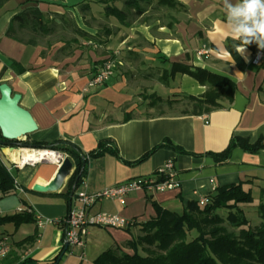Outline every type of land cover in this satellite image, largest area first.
Instances as JSON below:
<instances>
[{
  "label": "crops",
  "instance_id": "1",
  "mask_svg": "<svg viewBox=\"0 0 264 264\" xmlns=\"http://www.w3.org/2000/svg\"><path fill=\"white\" fill-rule=\"evenodd\" d=\"M24 1L10 0L0 9V84L6 83L21 96L20 106L37 124V131L20 142L43 146L69 142L83 155L96 150L100 142H108L118 157L106 153L86 160L73 196H67L69 179L57 193L33 190L36 184H48L58 166L43 162L17 167L0 145V164L14 180L13 192L0 193V218L27 213L33 219L16 228L0 226V238L11 248L0 264H93L110 249L130 252L128 243L142 235L141 226L136 231V225L155 216L153 204L180 212L231 184L250 190L254 204L264 203V149L248 153L236 148L223 165L208 155L222 152L234 136L250 143L264 139V95L259 91L263 72L252 63L258 53L264 55V49L257 48L253 54L238 47L247 66L244 71L237 68L225 42L238 39L230 36L232 26L222 0H174L176 6L171 9L157 0H137L134 5L128 0H30L27 6L40 10L53 34L68 35L56 40H49L52 35L35 36L34 46L6 36ZM107 6L122 11L123 17L106 15ZM137 8L140 14L135 13ZM202 49L207 54L197 56ZM113 55L117 64L111 79L88 88L96 68ZM161 57L233 81L236 92L230 106L203 115L181 110L187 102L180 96L201 97L206 88L187 75L162 81L170 63ZM152 94L161 99L155 105ZM126 115L130 118L124 121ZM165 141L183 153L161 148L138 162ZM167 162L173 163L177 189L134 192L125 197L124 205L103 199L88 209L90 214L135 219L134 227L89 226L84 258H79L80 250L61 255L64 231L60 222L74 206L77 193L95 194L133 179L155 177ZM26 238L29 241L23 243Z\"/></svg>",
  "mask_w": 264,
  "mask_h": 264
},
{
  "label": "trees",
  "instance_id": "2",
  "mask_svg": "<svg viewBox=\"0 0 264 264\" xmlns=\"http://www.w3.org/2000/svg\"><path fill=\"white\" fill-rule=\"evenodd\" d=\"M10 0H0V9ZM158 4L174 8V0H157ZM137 0H128L135 4ZM30 0H25L22 8L12 17L6 36L26 45L34 46L35 36H50L53 28L44 22V16L36 6H27ZM140 14V10L135 9ZM105 13L118 19L123 12L107 6ZM20 34L26 35L24 39ZM226 50L231 55L237 68L244 71L246 63L239 55L237 48L245 47L251 53L257 51L255 43L244 45L241 40L225 42ZM169 62L167 58L161 57ZM170 63V62H169ZM263 72L262 86L259 91L264 95V59L259 65ZM175 75H187L200 86L206 88L201 97L188 95L180 96L191 106V114H209L217 109H227L232 103L236 92V84L230 79L213 74L203 68L181 63H170L169 69L162 72L161 80L167 81ZM152 104L161 99L155 94L150 95ZM172 105L174 101H167ZM130 115L124 117L127 121ZM7 143L0 139V145ZM21 147H32L38 150H49L66 155L74 166V171L67 182V196L79 177L77 186L84 174L86 160L98 158L108 153L118 157L117 151L108 142H100L93 152L83 155L73 144L64 141L48 145L19 142ZM170 148L183 153L167 141L153 148L138 162L143 161L154 151ZM239 148L248 153L264 149V139L259 138L255 143L247 139L232 137L227 147L218 154H208L216 164H226L231 152ZM14 190V180L0 164V193L7 195ZM208 203L201 206L198 202L189 203L182 211L174 212L162 209L153 204L155 216L140 224L142 235L128 243L130 252H122L118 248L110 249L100 254L93 264H264V203L254 204L250 190L241 184H231L217 188L207 197ZM256 212L260 223L250 226L246 213ZM219 212H225L222 217ZM32 217L27 213L15 214L0 218V226L12 224L15 228L31 222ZM33 220V219H32ZM29 238L23 240V243ZM20 244V243H19ZM67 251L63 249L61 255ZM9 255V254H8ZM6 258V257H5ZM24 262L23 264H28ZM51 264H55L54 262Z\"/></svg>",
  "mask_w": 264,
  "mask_h": 264
},
{
  "label": "built area",
  "instance_id": "3",
  "mask_svg": "<svg viewBox=\"0 0 264 264\" xmlns=\"http://www.w3.org/2000/svg\"><path fill=\"white\" fill-rule=\"evenodd\" d=\"M206 54L207 52L203 49L197 52V56ZM263 59L264 55L258 53L252 60V63L259 66ZM116 64L117 60L115 55L101 62L88 82V88L98 87L108 82L113 76ZM18 150L21 151L22 148H19ZM29 150L34 151L38 149L33 148ZM37 163L29 162L22 165L13 163V165L17 167L23 165L33 166ZM178 187L179 182L176 180V172L173 163L167 162L158 168L155 177L133 179L120 185L106 188L95 194H87L86 192L77 193L74 196V206L69 208L65 218L60 222L64 231V245L67 244V250H70L71 252H73V250H80L82 252L85 245L84 237L86 236V228L89 226L124 230L136 225L135 219H127L115 214H90L88 209L95 202L109 199L119 202L120 205H124L125 197L131 193H161L177 189ZM198 203L203 206L208 203V199L201 198L198 200ZM39 224H41V222H39ZM10 250V245L0 238V260L4 259L10 253ZM79 258H84L83 252L79 254Z\"/></svg>",
  "mask_w": 264,
  "mask_h": 264
},
{
  "label": "water",
  "instance_id": "4",
  "mask_svg": "<svg viewBox=\"0 0 264 264\" xmlns=\"http://www.w3.org/2000/svg\"><path fill=\"white\" fill-rule=\"evenodd\" d=\"M20 99L21 96L12 93L11 88L6 83L0 84V139L7 142L3 143L5 147L2 151L7 156H10L11 152L15 150L13 147L20 146L19 142L23 138L37 131L36 122L32 115L20 106ZM72 173L73 162L65 156L61 159L55 175L49 183L44 186L36 184L33 190L42 193H57ZM78 180L79 177L73 184L71 196L75 192ZM66 249L67 244L64 245V250Z\"/></svg>",
  "mask_w": 264,
  "mask_h": 264
},
{
  "label": "clouds",
  "instance_id": "5",
  "mask_svg": "<svg viewBox=\"0 0 264 264\" xmlns=\"http://www.w3.org/2000/svg\"><path fill=\"white\" fill-rule=\"evenodd\" d=\"M226 20L231 27L232 37L244 45L255 43L264 49V0H237L230 4L222 0Z\"/></svg>",
  "mask_w": 264,
  "mask_h": 264
},
{
  "label": "bare ground",
  "instance_id": "6",
  "mask_svg": "<svg viewBox=\"0 0 264 264\" xmlns=\"http://www.w3.org/2000/svg\"><path fill=\"white\" fill-rule=\"evenodd\" d=\"M11 162L18 163V164H25L29 162H46L50 164H54L59 166L61 161V155L49 150H29V149H22L13 150L10 154Z\"/></svg>",
  "mask_w": 264,
  "mask_h": 264
},
{
  "label": "rangeland",
  "instance_id": "7",
  "mask_svg": "<svg viewBox=\"0 0 264 264\" xmlns=\"http://www.w3.org/2000/svg\"><path fill=\"white\" fill-rule=\"evenodd\" d=\"M72 3H77V0H71ZM96 0H88V3H94ZM103 7V6H102ZM80 16L83 15V11L79 9V13H78ZM69 22V21H68ZM20 36L24 39L27 38L26 35H23V34H20ZM68 35H62L60 33V31H57L55 32L54 34H52L51 37H49V40H56V39H59V38H65L67 37ZM35 39H37V37H35ZM182 101H186V100H182ZM182 107L181 110H186V111H191V106H189V104H186L185 102L182 103L181 105ZM19 148H22V149H33L32 147H21V146H18L17 149ZM61 156L64 158L66 155L64 154H61ZM219 214L222 216V217H225L226 216V213L225 212H219ZM246 217L247 219L249 220V223H250V226L251 227H254L256 225H258L260 223V218L258 217V214L256 212H247L246 213ZM139 228H140V225H136V227L134 229H136V231H139ZM76 252V250H73Z\"/></svg>",
  "mask_w": 264,
  "mask_h": 264
}]
</instances>
